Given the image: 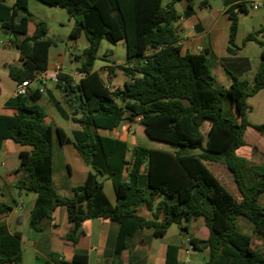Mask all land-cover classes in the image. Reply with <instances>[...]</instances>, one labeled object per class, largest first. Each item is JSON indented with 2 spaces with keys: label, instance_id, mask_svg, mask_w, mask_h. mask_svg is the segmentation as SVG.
<instances>
[{
  "label": "trees",
  "instance_id": "trees-1",
  "mask_svg": "<svg viewBox=\"0 0 264 264\" xmlns=\"http://www.w3.org/2000/svg\"><path fill=\"white\" fill-rule=\"evenodd\" d=\"M65 8L74 24L70 38L82 34L88 41L83 53L75 56L80 61L78 71L84 73L81 85H74L68 73H61L56 88L62 102L48 90L50 102L59 114L78 124L73 140L66 138L62 128L45 122L46 111L37 103L44 95L40 89L26 95H15L5 103L11 114L0 113V150L5 140L28 146L10 154L6 170H20L24 177L19 187L35 194L29 213V225L42 232L53 219L58 206H66L72 224L64 240L74 246L85 234L87 219L104 218L118 223L114 259L110 264H124L127 255L133 264L132 241L144 229L157 237L164 236L173 224L202 217L209 236H191L189 241L196 251L209 249L203 264H264V253L254 246L253 238L237 226L240 216L246 217L264 235V160L251 163L237 154L245 145L244 134L251 126L264 132V124L254 125L247 120L251 109L248 98L264 89L263 29L249 33L244 43L256 41L261 47V63L252 85L241 74L250 69L248 58L240 57L236 45L239 26L237 9L246 10L247 1L228 8L230 18L228 57L182 53L179 28L181 17L194 13L193 0L186 1L180 15L175 5L182 0H41ZM202 1L201 7L205 6ZM230 2H226L229 4ZM29 0H16L11 18H1L4 29L14 34L13 46L19 50L21 67H11L10 77L21 82L36 70L49 67V49L54 40L48 38L46 20L35 22L29 34L31 13ZM0 10L8 16L10 8L2 4ZM1 12V11H0ZM21 15L20 22L16 16ZM116 44L124 41L127 62L120 64L128 80L122 88L110 91L97 72H93L102 40ZM209 58L222 63L230 76L229 87L217 88ZM60 88H66L64 94ZM228 103V112L225 104ZM144 125L146 134L154 140L171 145V150L136 145L128 163V144L119 138L103 135L99 130H116L126 123L129 128L136 118ZM209 123L205 131V125ZM59 142H73L90 167L84 184L73 187L72 196H61L53 183V138ZM198 150V153H193ZM222 165L231 174L239 193L236 197L216 175L212 164ZM128 180H124V169ZM150 191L142 187L143 171ZM101 177L111 180L116 202L112 203ZM161 200L156 202V199ZM145 203L150 217L140 214L135 207ZM12 206L0 202V213ZM182 229L188 232L187 226ZM179 245H168L165 264L179 262ZM88 253L76 250L73 260L50 253L45 264H88ZM23 263L22 234L10 233L0 223V264Z\"/></svg>",
  "mask_w": 264,
  "mask_h": 264
},
{
  "label": "crops",
  "instance_id": "crops-1",
  "mask_svg": "<svg viewBox=\"0 0 264 264\" xmlns=\"http://www.w3.org/2000/svg\"><path fill=\"white\" fill-rule=\"evenodd\" d=\"M1 1H2V4L10 8V11L7 16L5 12L0 10L1 11L0 17L7 18V19L11 18L12 8L16 0H1ZM33 1L34 0H29V4H28L29 11L31 13V21L29 23V34H32L34 32L35 22L39 20V19L35 20L34 18L35 16L31 12V9H30L31 5L35 4V2ZM193 1L195 5L194 13H192L191 15L187 17L181 16L175 23V26H178L180 30L179 31L180 37H179L178 44L181 47L182 53H186V52L204 53L207 51L208 54L210 55L215 54L218 60L219 58L228 56V51H227L228 45H225V44H228L229 42L230 23H231L229 14H228V8L232 4L239 3L241 1L246 2L247 0H222L223 6L217 9L213 8L209 0H206L207 3L203 7H201V3L204 0H193ZM226 2L227 3L230 2V3L226 4ZM245 8L246 10H248V7H245ZM236 11L239 17V13L241 11L239 9H237ZM180 15H182V13H180ZM0 28H1V31H3L6 35L5 36L6 41L8 40L13 41L14 34L12 33V31L4 29L1 21H0ZM253 28H255V29H252L253 32H255L254 30H256V27H253ZM240 29H241V24L239 21L236 39L239 36L240 37L245 36L244 35L245 32L242 30L240 33ZM260 29H264V25H261ZM55 32L56 31L49 25V33L47 37L52 39V37L50 36V33H51L55 36V42H57L61 40V37L57 36ZM81 37L82 35L76 39L70 38V42L75 43V45H77L79 44V40L81 39ZM119 42H123L124 46L126 47L124 41H119ZM2 46L5 49H8L10 47L9 45H5V44H2ZM52 46L50 47L49 54H48L49 66H52L55 63H60L66 67L65 55L61 53L53 52ZM87 46L82 47L81 52H77L73 54L71 58L76 60L75 56L81 55ZM4 48L0 49V59L1 60L4 59V58H1L2 53L5 50ZM224 48H226V53L224 52L225 50ZM108 56H110V54H107L103 57V60L105 61V63L99 66L95 65V62H96L95 60L92 71L97 72L98 76L102 80L105 87H107L110 91H114L118 88H122L125 82L128 80V77L125 75L123 70L119 67L120 64L126 63L128 58L126 55V58L115 61L114 55H112L111 57H108ZM237 56H239V51H238ZM244 57L248 58L246 56ZM69 61H70V57H69ZM71 64H73V62L70 63V66L71 67L75 66ZM250 64H251V61H250ZM76 65L78 66L79 64H76ZM11 67H13V64L9 60L4 65L6 73L9 77H10L9 70ZM68 73L72 74L73 70L68 71ZM222 75L227 84L226 86L229 87L231 80L229 79V77L227 76L225 72H223ZM3 76L4 75L0 73V93H1V86H4V82L2 81ZM83 77H84V73L82 74L81 78L77 81L76 83L77 85H81V80ZM11 80L13 84L10 85V88L8 91L9 95H7V97L5 98H0V113L11 114L14 112L13 109L5 107L6 101L15 96V86L17 82L14 81L12 78ZM48 90H51L62 102L65 101L64 97L59 96L57 92L58 89L56 88V84H50L46 88V90L44 91V95L37 101L39 105H41L40 102L43 103V105L41 106L46 111L45 122L48 124H51L55 128L56 127L62 128L66 134V138L73 140V130L78 129L79 126L73 121L66 119L68 122L70 121L72 122V125L70 126L71 130L70 131L66 130L61 124V121L58 119L57 114L54 111V109L50 106L46 107L44 105V103L48 104L50 102ZM208 127H209V123L206 124V129H208ZM139 128H141L145 132L144 125L141 124L140 122H136L132 124L129 128L126 127V123L122 124L115 131L114 130L112 131L99 130V132L103 135L110 136L113 138H119L121 140H124L128 144L129 152L127 155L128 163L126 164V167L130 165L129 162L131 158L132 148L136 145H141V144H138V141L135 137ZM251 131H257V129L251 126L247 127L245 134H244L245 145L241 146L237 150V154L246 158L251 163L260 164L264 160V138L257 136L256 134H254L255 132H251ZM55 135L57 137L56 133L54 134V136ZM58 144H59V149H58V153L56 156L55 149H54V138H53V183H54V187L56 191L61 196L69 197V196H72L73 187L85 183L88 173L90 171V167L86 164V162L82 158L81 154L79 153V151L77 150L73 142H59L58 140ZM29 149L30 148L28 146L20 145L12 141L11 139L5 140L2 144V147L0 150V170H1L0 190L3 189L4 191L7 192V194L14 200V205H11L12 210L10 212L6 214L0 213V223H4L7 226V229L10 233H14L15 231L21 232L22 249H23V245L27 244L29 247H31L35 251L36 253L35 263L36 264H45V262L48 259H50L51 252L58 253L59 258H63L64 260H67V261H72L76 250L87 251L88 258H89L88 264H110L112 260L114 259L115 241H116L118 229H119L118 223L115 221H112L110 219H104V218L85 220L83 223L85 234L81 237V239L76 244V246L66 242L63 239L64 236L69 232V230L72 227V224L68 220V213H67L66 206L56 207V209L53 212V219L49 224L46 225V229L44 231L42 232L36 231L32 229L30 226H29L30 228H26L29 222V216H30L29 213H30V209L32 207L33 201L35 199V194L32 192H26L19 187V182L24 177V174L22 171L10 170V169L6 170L5 165L11 160V158L9 157L10 154L17 153L22 150H29ZM198 152H193V153H198ZM58 161H59V165H58V171H57L56 164L58 163ZM212 166H214L218 170L215 173L219 177L221 182L233 194H235L237 198L240 199L239 193L237 192L234 182L232 180V176L226 170V168L222 165H217L215 163L212 164ZM145 172L146 171L144 170L143 171L144 176H142V187L147 192H149L150 187L147 185V179L145 177ZM123 177H124V180H128L127 168L124 169ZM103 183H104V189L110 201L112 203H115L116 194H115L114 188L110 187V191H113L112 192L113 197H112L106 189L107 188L106 181H104ZM159 200H161V197H158L156 199V202H158ZM263 202H264V199H263ZM135 209L140 214H143L148 217L152 216L151 212L147 209L145 203H141L140 205L136 206ZM237 226H238V229L242 233L250 235L253 238L254 246L264 253L263 233L258 231L256 226L246 217H244V219H240L238 217ZM169 229L167 233L161 237L162 239H166ZM203 230H204V237H200V238L206 239L209 236V230L207 227L203 228ZM150 233L151 232L144 231L140 236H137L139 245L144 246L146 244L147 237L149 238L151 235ZM185 234H186V239L185 241H182V243L164 241V242H161L156 248L151 247L148 253L144 256L145 257L144 259L147 260L148 264H165L168 245L175 244V245L180 246L179 254H178L179 262L182 264H187L190 261L189 256L191 255L192 251L193 250L196 251L191 245L189 238L191 236H197V235H190L189 228H188V232H186ZM203 251L206 252V256L204 259V262H205L209 257V249L206 248ZM24 255L25 253L23 251V263L22 264L26 263V259ZM123 259H124V264H130L127 258V255L125 253L123 255ZM132 259H133V264H137L134 253H133ZM5 264H13V263H5ZM51 264H56V263L52 262Z\"/></svg>",
  "mask_w": 264,
  "mask_h": 264
},
{
  "label": "rangeland",
  "instance_id": "rangeland-1",
  "mask_svg": "<svg viewBox=\"0 0 264 264\" xmlns=\"http://www.w3.org/2000/svg\"><path fill=\"white\" fill-rule=\"evenodd\" d=\"M213 8L217 9L223 6L222 0H209ZM35 4L31 5V12L34 14L35 20H46L49 22V25L56 31V35L61 37V40L55 42V36L50 33V36L54 40L55 44H53L52 49L55 53H61L65 55L66 58V68L67 71L73 70V72H76L78 69V66L76 64H80V61L74 60L71 57L73 54L77 52H81V48L88 45L87 38L84 34H82L81 39L79 40V44L76 46L70 47V31L74 24V20L70 17L68 11L65 8L62 7H54L51 5H48L44 3L41 0H34ZM186 7V1L182 0L176 3V8L180 13H183L184 9ZM248 10H240L239 13V21L241 24L240 33L243 30L245 33L243 37H238L236 39V45L240 47L239 50V56L241 57H248L251 61L250 69L243 72L241 74V78L246 79L250 85L254 82V76L257 72L260 61H261V51L262 47L256 42V41H248L244 43L245 37L253 32L252 29H255L253 27H256L257 31L260 29L261 25H264V6L260 7L259 9L255 10L253 9L249 4L247 5ZM2 28V27H1ZM0 28V41H6V35L3 31H1ZM260 39H264V29L263 33L259 35ZM225 45H229L225 44ZM4 48L2 44L0 43V49ZM5 49V48H4ZM224 52L226 53V48H224ZM126 47L124 46L123 42H118L116 44L108 42L106 39H104L99 47L98 50V58L96 59L95 65L99 66L105 63L103 60V57L107 54H110L111 57L114 55L115 61L121 60L126 58ZM70 57V61H69ZM228 57V56H226ZM3 60L0 59V73L4 76L2 77V81L4 82V86H1V93L0 98H5L7 95H9L8 91L10 88V85L13 84L11 78L7 75L6 70L4 68V65L7 61L10 60V62L13 64V67H21L22 66V60L20 57L19 51L15 47H9L8 49H5L2 53ZM224 58V57H222ZM73 62L71 65H75L73 67L70 66V63ZM220 62V61H219ZM218 61H215L213 58H209L208 65L212 71V73L215 76V86L217 88H225L227 87L225 79L223 77V72L227 74L225 71L222 63H219ZM227 76L230 79V76L227 74ZM48 102V101H47ZM248 103L251 105V110L247 113V120L251 122L252 124L260 125L264 124V89L257 92L255 95L248 98ZM41 105L43 103L40 102ZM44 105L46 107L50 106L54 109V111L57 114L58 119L61 121V124L63 127L70 131V126L72 125V122H68L66 119H64L55 106L49 102L48 104ZM225 111L228 112V103L225 104ZM208 124V123H207ZM206 125H205V131H206ZM255 132L257 136L264 138V132L261 131H251ZM136 139L138 141V144L145 145L147 147L152 148H163V149H171V145L165 142L157 141L154 139H151L141 128L138 129L136 134ZM54 149L57 156L59 144L58 139L56 135L54 136ZM193 152H198V150H193ZM58 165L59 161L56 164V169L58 171ZM1 173V170H0ZM1 175V174H0ZM101 180L107 183V191L108 193L113 197V191H110V187L113 188L111 180L106 177H101ZM1 181V178H0ZM113 190V189H112ZM18 198V196H17ZM264 197H261L260 202H263ZM0 202H5L10 205H14V200L7 194L6 191L3 189L0 190ZM240 219H244L243 216L239 217ZM29 222L27 224L26 228L29 227ZM181 226H188L189 228V234L190 235H197L198 237H204V230L203 228H206L204 224L203 218H198L196 220H192L190 222L184 221L181 225L180 224H173L169 232L166 236V239H162L161 237L154 236L152 234V231L150 229H144L145 232H151L150 237H147L146 244L144 246L139 245L138 243V237H135L132 241V251L135 255L137 264H148L147 260L144 259L145 255L148 253L149 249L151 247L156 248L161 242L164 241H171V242H177L182 243V241H185L186 239V232L181 228ZM143 231V232H144ZM142 232V233H143ZM140 236V235H138ZM186 243V242H185ZM188 245V243H187ZM23 251L25 253V264H36V253L35 251L29 247L27 244L23 245ZM206 256L205 251H192L190 257V261L187 264H203L204 259Z\"/></svg>",
  "mask_w": 264,
  "mask_h": 264
},
{
  "label": "built area",
  "instance_id": "built-area-1",
  "mask_svg": "<svg viewBox=\"0 0 264 264\" xmlns=\"http://www.w3.org/2000/svg\"><path fill=\"white\" fill-rule=\"evenodd\" d=\"M250 5L253 9L257 10L260 7L264 6V0H247V5ZM1 44L13 46V41H0ZM71 46H76L75 43H70ZM61 73H68L67 68L60 64L55 63L52 66H49L44 70H36L33 75L21 82H17L15 86V95H26L30 93L32 90L40 89L43 92L50 84H56L59 81V75ZM69 74V73H68ZM82 72L76 71L70 74L73 78V84L77 85V81L81 78ZM142 116H138L136 118V122H140Z\"/></svg>",
  "mask_w": 264,
  "mask_h": 264
},
{
  "label": "water",
  "instance_id": "water-1",
  "mask_svg": "<svg viewBox=\"0 0 264 264\" xmlns=\"http://www.w3.org/2000/svg\"><path fill=\"white\" fill-rule=\"evenodd\" d=\"M21 19H22V16L18 15L17 18H16V21L20 22ZM59 91H60V93L64 94L66 92V88H60ZM20 219H22V218H20Z\"/></svg>",
  "mask_w": 264,
  "mask_h": 264
}]
</instances>
